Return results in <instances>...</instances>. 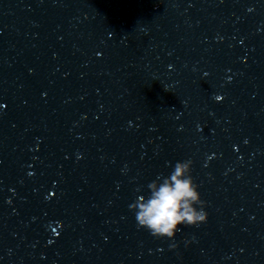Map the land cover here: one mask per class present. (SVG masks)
Masks as SVG:
<instances>
[{"label":"clouds","instance_id":"obj_1","mask_svg":"<svg viewBox=\"0 0 264 264\" xmlns=\"http://www.w3.org/2000/svg\"><path fill=\"white\" fill-rule=\"evenodd\" d=\"M192 164L190 159L176 162L169 175H158L147 185V197L141 195L129 206L138 228L157 239L174 240L181 226H198L207 221L205 202L191 175Z\"/></svg>","mask_w":264,"mask_h":264}]
</instances>
